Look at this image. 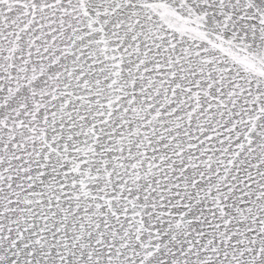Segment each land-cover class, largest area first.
I'll return each instance as SVG.
<instances>
[{
	"label": "snow or ice",
	"instance_id": "6c2138e0",
	"mask_svg": "<svg viewBox=\"0 0 264 264\" xmlns=\"http://www.w3.org/2000/svg\"><path fill=\"white\" fill-rule=\"evenodd\" d=\"M0 264H264V0H0Z\"/></svg>",
	"mask_w": 264,
	"mask_h": 264
}]
</instances>
